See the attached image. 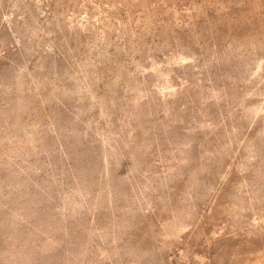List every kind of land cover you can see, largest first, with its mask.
Segmentation results:
<instances>
[{"label":"rangeland","instance_id":"1","mask_svg":"<svg viewBox=\"0 0 264 264\" xmlns=\"http://www.w3.org/2000/svg\"><path fill=\"white\" fill-rule=\"evenodd\" d=\"M0 264H264V0H0Z\"/></svg>","mask_w":264,"mask_h":264}]
</instances>
